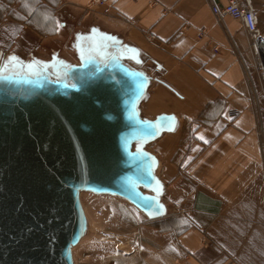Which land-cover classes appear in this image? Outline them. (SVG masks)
Listing matches in <instances>:
<instances>
[{"label":"water","instance_id":"water-1","mask_svg":"<svg viewBox=\"0 0 264 264\" xmlns=\"http://www.w3.org/2000/svg\"><path fill=\"white\" fill-rule=\"evenodd\" d=\"M61 26L72 55L38 40L25 54L0 50V264H76L89 230L83 193L122 198L147 221L170 215L151 146L183 125L176 110L150 117L144 107L154 83L185 96L124 33Z\"/></svg>","mask_w":264,"mask_h":264},{"label":"crops","instance_id":"crops-1","mask_svg":"<svg viewBox=\"0 0 264 264\" xmlns=\"http://www.w3.org/2000/svg\"><path fill=\"white\" fill-rule=\"evenodd\" d=\"M32 1L42 19L62 31L64 19L79 29L97 23L124 33L164 62L163 78L185 96L186 101L169 99L154 83L144 107L150 117L176 110L183 125L156 143L159 151L151 150L167 173L169 213H185L189 226L181 232L155 229L154 242L158 234L171 236L186 264H264V106L256 102L264 91V0H252L261 31L257 39L240 20L214 14V2L229 0H102L93 9L91 0ZM16 24L0 26V50L25 54L37 40L48 43ZM14 38L16 46H10Z\"/></svg>","mask_w":264,"mask_h":264},{"label":"rangeland","instance_id":"rangeland-1","mask_svg":"<svg viewBox=\"0 0 264 264\" xmlns=\"http://www.w3.org/2000/svg\"><path fill=\"white\" fill-rule=\"evenodd\" d=\"M27 3L30 9L26 8ZM32 4V0H0V26L18 22L19 24L16 25L27 26L45 42L66 43L65 31L58 28L53 21L46 23V20L42 19L43 13L38 12V6ZM15 38L13 41H8L10 46H16ZM141 43L144 47L150 48L147 42ZM64 47H66L65 44ZM65 50L69 55H72L68 47ZM39 53L46 56L44 50H39ZM148 63L152 65L150 60ZM149 70L151 71V69ZM151 148L157 151L161 149L156 144ZM167 157L168 152L166 155L164 154L163 158L166 160ZM163 173L167 174L164 167ZM167 179L170 181V177ZM82 195L89 220V230L74 248L73 255L76 264L187 263L184 257H179V251L176 249L177 244L171 236L158 234L157 241L153 240L155 239V229H159V227L156 228L158 225H162L160 227L162 229L174 230V232L187 229L189 221L184 218L185 213L170 214V216L159 220L146 221L137 208L122 198L91 193Z\"/></svg>","mask_w":264,"mask_h":264},{"label":"built area","instance_id":"built-area-1","mask_svg":"<svg viewBox=\"0 0 264 264\" xmlns=\"http://www.w3.org/2000/svg\"><path fill=\"white\" fill-rule=\"evenodd\" d=\"M100 3H102V0H91L89 8L93 9L94 6ZM106 11H108V9ZM212 11L219 19H222L226 16H231L240 20L254 39H257L261 34L258 16L255 12L252 0H229V2L225 4L214 2L212 5ZM200 36H206V32L201 31ZM149 39L155 42L156 36L154 34H150ZM220 49L221 48L218 45L215 47V51H219ZM262 79L264 86V72L262 73ZM256 102L262 103L264 106V91L260 96L256 97ZM206 241L208 243L213 242L212 238L208 236L206 237Z\"/></svg>","mask_w":264,"mask_h":264},{"label":"trees","instance_id":"trees-1","mask_svg":"<svg viewBox=\"0 0 264 264\" xmlns=\"http://www.w3.org/2000/svg\"><path fill=\"white\" fill-rule=\"evenodd\" d=\"M158 227H159V229H160L161 231H163V232H168V230H165V229L160 228V227H162V225H158L156 228H158Z\"/></svg>","mask_w":264,"mask_h":264},{"label":"snow or ice","instance_id":"snow-or-ice-1","mask_svg":"<svg viewBox=\"0 0 264 264\" xmlns=\"http://www.w3.org/2000/svg\"><path fill=\"white\" fill-rule=\"evenodd\" d=\"M12 59H15V58H12Z\"/></svg>","mask_w":264,"mask_h":264}]
</instances>
